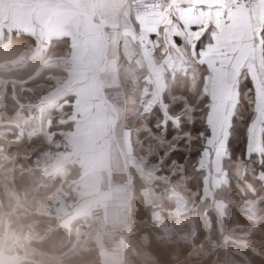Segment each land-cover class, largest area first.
I'll return each mask as SVG.
<instances>
[{
	"label": "rangeland",
	"instance_id": "obj_1",
	"mask_svg": "<svg viewBox=\"0 0 264 264\" xmlns=\"http://www.w3.org/2000/svg\"><path fill=\"white\" fill-rule=\"evenodd\" d=\"M18 34L17 29L0 24V45L2 42V46L8 48L13 43L5 52L6 56L3 52L0 55V70L10 73L8 78L0 76V264H26L35 259L36 255L39 259L62 264L64 257L68 256L66 250L62 253L44 254L35 247L33 242L40 236L35 228V215L40 211L57 214L59 218H56L63 224L65 221L61 220L67 218L70 204L57 203L58 198L65 197V194L71 200L79 198L74 195L76 192L73 195L66 193L62 187L59 194L53 192L50 197L39 196L37 191H40V182L36 183V179L39 174H45L34 169V165L37 161L47 163L52 156L57 162L55 164L65 165L76 154H72L75 150L70 137L66 138L70 130L58 131L56 137L55 133L49 131L53 120L59 124L71 116L65 110V99H58L63 96H56L52 103L46 102L50 99L48 92L55 90L60 81L58 76L53 75L51 84L29 85L27 80H18L12 72L29 64L32 57L39 54L44 60L37 73L48 66H59L64 70V65L49 61L50 56L59 54L47 55L48 47L42 50L37 47L10 57L15 54L12 50L16 47L14 39ZM231 96H227L225 102ZM232 98L230 109H225L224 105L225 108L221 111L210 113V132L201 129L196 133L185 131L166 137L163 135L166 123L155 125L156 128L152 131L139 117L140 112L134 113V129L131 132V128H127L129 132L126 131V142L124 140L122 145L119 143L124 154L116 162L113 160L110 182L114 170L125 164L130 167L133 164L148 181L150 186L147 187V194L153 193V202L159 203L173 217L168 221V227L157 229L150 226L148 233L136 231L138 234L131 236L130 228L123 248L110 246L111 238L107 236L94 241L99 254L91 257L85 264H264V181L259 179L260 183L251 182L242 186L240 178L245 170L251 171L256 158L250 156L244 160L240 154L231 158L228 153L227 141L235 111L232 103L239 101L238 95ZM175 100L177 99L172 101ZM163 111L164 117H167V112ZM192 112L193 107L190 106L181 111L189 122L196 118ZM169 120L175 124L180 122L177 115H171ZM120 130L123 132L124 128L114 127L113 135L118 136ZM143 131L146 134L140 137ZM37 134L45 139L44 144L31 143ZM184 134L186 138L181 140ZM249 138L247 154L252 151L262 154V143H257L255 135ZM178 146H186L192 152L186 162L178 164L172 160L167 165L160 164L169 150ZM198 148L200 154H196ZM159 149L164 152L156 157L154 153ZM146 151L149 154L145 155ZM35 154L37 155L34 156ZM23 157L28 159L27 170L36 174V178L32 174L22 177L25 189L21 190V183L17 180L20 174L18 169H23L20 164V158ZM53 175L54 173L47 174L43 179ZM155 180L162 182L166 188L165 195L151 191ZM190 182L195 184L192 186ZM105 199L94 200L88 208L90 212L103 204ZM94 203L96 204L93 205ZM210 212L214 214L215 222H212ZM164 214L161 221L151 222L162 225ZM86 216L83 215L77 222L79 240L83 239ZM67 237H63V241L68 240Z\"/></svg>",
	"mask_w": 264,
	"mask_h": 264
},
{
	"label": "crops",
	"instance_id": "obj_2",
	"mask_svg": "<svg viewBox=\"0 0 264 264\" xmlns=\"http://www.w3.org/2000/svg\"><path fill=\"white\" fill-rule=\"evenodd\" d=\"M126 1L0 0V24L32 35L38 50L49 48L55 42L61 48L50 52L59 55L50 56L49 61L63 64L65 72L54 76H58L60 81L55 90L48 92L50 99L46 102L52 103L56 96L61 95L63 97L58 99L63 98L72 105L69 119L73 121V128L66 138L70 137L75 150L72 154H76L69 161L76 160L81 169L77 177L69 179L72 188L64 191L69 194L76 192L74 195L79 200H71L66 194L57 200V203L70 204L67 218L61 220L65 221L62 225L68 228L90 212L88 208L93 202L110 196V167L114 165L113 160L116 162L124 154L121 145L126 139V131L129 132L127 128L133 122L130 120H136L134 113L140 112V116L151 111L154 105H159L162 110L167 108L162 94L167 86L168 73H191L194 77L197 64L207 65L203 92L210 98L209 127L210 113L221 111L225 106V109H230L232 96L238 95L239 98L240 78H250L255 95V115L248 126L247 146L249 137L253 135L257 143H262L264 50L248 39H241L244 32L260 26L259 19L252 25L234 22L225 26L220 21L215 43L197 58L193 50L186 45L177 47L171 39L176 31L187 33V25L195 22L189 9L180 8V0H171L165 10H148L144 14L129 10ZM177 15L183 20L184 28L177 27L179 20L170 22V16ZM259 15L258 11L257 17ZM197 16L200 21L207 22L206 13L198 10ZM212 18L219 21L215 11ZM160 26L165 27L163 31L161 29L160 36L150 39L148 34ZM62 39L66 40L67 49H63V43L58 41ZM230 95L228 103L225 102ZM68 96H73L72 101H68ZM237 102L232 103L233 109ZM118 126L124 128L123 132L120 130L123 137L120 132L118 136L112 133ZM66 164L58 170L43 173L65 175ZM60 190L58 188L54 192L59 194ZM52 193L46 196L50 197ZM51 215L59 218L57 214ZM77 226L72 236L75 251L85 247L83 239L78 238Z\"/></svg>",
	"mask_w": 264,
	"mask_h": 264
},
{
	"label": "trees",
	"instance_id": "obj_3",
	"mask_svg": "<svg viewBox=\"0 0 264 264\" xmlns=\"http://www.w3.org/2000/svg\"><path fill=\"white\" fill-rule=\"evenodd\" d=\"M18 33L19 34L17 35L16 39H14L16 42V47L12 50L15 54L10 55V57L12 58L16 55L19 56L20 54L25 53V51L34 49L36 45V40L32 35L21 31H18ZM62 40L58 41H61L63 43V49H67L68 46H66L67 44H65L67 43L66 40ZM11 44L13 43H10V45ZM10 45H8V48H10ZM6 47L2 46L1 42L0 55L2 52V54H5V56L7 55L5 52H7L8 48ZM59 47L60 46L57 43L52 44L47 50V55L50 54L52 50L61 49ZM32 59L31 61H29V64L16 69L15 72L13 71V76L16 77L18 80H27L29 85H36L40 83L51 84L53 83V75H61L65 72L59 66H48L41 72L37 73V70L41 66L44 59L41 57V54H39L38 56H33ZM207 71V66H204V64H197L196 75L194 77L190 75L191 73H168V77L166 80L167 86L162 94L163 102L167 104V108L165 109V111L167 112V117H164V111L159 105H154L151 111L143 112L142 114H140L139 117L147 123V127L150 128V130L152 131L155 130V125L160 126L166 123L164 125L165 131L163 132V135L166 137H171L174 133H180L185 131H189V133H196L200 132L201 129H207L209 130L208 132H210V127L207 123V113L209 109L210 98L208 94H205L203 92L204 75ZM0 76L3 78H8L10 76V73L0 70ZM68 98H70L69 101H72L73 96H68ZM173 99L177 100L173 102ZM254 102L255 95L251 79L248 77H241L239 101L237 102V105L234 109L235 111L232 114V125L227 145L228 153H230L231 158L236 157L239 154L240 157L244 160L248 159L250 156H255L256 158V161L252 163L253 167L251 171L245 170V174H243V176L240 178L242 186L251 182L255 184L260 183L259 179L256 178L257 173L261 171V165L258 163V160L264 159V151L262 154H258L257 152L247 154L246 147L248 142V126L255 115ZM189 106L193 107L192 113L193 115H196V118L192 122H189L186 116H184L185 114L181 113L183 108ZM65 110L69 111V114H71V103L65 104ZM171 115L179 116L180 122L178 124H175L174 122L169 120ZM130 121L134 122L135 120ZM72 128L73 121L70 119H67L59 124H57L53 120V124L50 125L49 131L55 133L54 136L56 137V133H58V131L66 132L71 130ZM129 128H131V131L132 129H134L131 123ZM234 129H236V131H234ZM144 133L146 134V132L144 131L141 132V135L139 136L141 137ZM185 138L186 134L183 135L181 140H184ZM44 140L45 139H41L39 134H37L35 138H33V140L31 141V143L34 145L40 143L44 144ZM192 142H194V140ZM12 146H15V144H13ZM262 147L264 149V130L262 132ZM173 149H175V151H173ZM163 152L164 151L162 149H159V151L154 154L156 157H158L159 154ZM147 153L148 151H146L144 154L146 155ZM191 153V151L187 150L186 146L173 147L165 155L164 161L160 162V164L165 163V165H167L172 160H175L178 164H184L187 158L191 155ZM196 154H200L199 148L198 150H196ZM36 155L37 154H35L34 156ZM27 160V157L20 158V162L23 165L21 167L24 169L20 170V174L18 176L17 181H19V184L21 183V190L25 189L23 180L21 178H25L26 174H28L29 176L32 174L31 170H27L29 168V164H26ZM80 169L81 168L79 163L76 160H72L69 161L65 166V175L58 173L56 175H53L52 177L49 176L43 179L44 176L39 174L36 179V183L40 182V191H37L38 195L46 196L51 192H54L58 188L61 189V187L64 190H70L72 188V185L70 184L69 179H74L75 177H77L80 173ZM130 169L134 176L133 196L131 198V236H135V233L138 234L137 232L148 233L150 226L155 227L157 229H162L163 226L168 227L169 225L167 223L173 217V215L169 214L168 212H165L164 214V222L162 223V225L151 222L150 206L151 202H153V193L151 192L152 194H147L146 192L147 187H149L150 185L148 181H146L145 176L138 172L133 164H131ZM35 175L36 174L33 173L31 176L36 178ZM190 184L193 186L195 183L192 184L190 182ZM165 189L166 188L164 187L161 181L155 180L153 182V189H151V191L165 195ZM21 193L24 192L21 191ZM244 196H246V194H244ZM166 201L169 202L170 200ZM210 218L212 222L216 221L214 214H212L211 212ZM35 219L37 220L35 228L38 230V232H40V236L38 239H35L33 243L38 249V251H40L41 253H62L66 250V254L68 256L64 257L62 264H85L91 257H94L99 254L95 242L86 244L85 247L79 251L72 250L73 248H75V245L73 244L75 239H73L72 236L74 235L73 232L75 226H77V222H73L68 228L65 225H62L54 215L45 213L42 214L39 212L35 215ZM63 237L65 239L67 237L68 240L63 241ZM57 244H60V246H58ZM71 251H73L74 253L72 252V255H69ZM35 259H38L39 262L36 263L33 260H29L28 262H26V264H60L57 262H53L52 260L39 259L37 255L35 256Z\"/></svg>",
	"mask_w": 264,
	"mask_h": 264
},
{
	"label": "built area",
	"instance_id": "obj_4",
	"mask_svg": "<svg viewBox=\"0 0 264 264\" xmlns=\"http://www.w3.org/2000/svg\"><path fill=\"white\" fill-rule=\"evenodd\" d=\"M158 2H163V10H165L169 7L171 0H127L126 6L137 14H144L148 10L161 11V8L153 7ZM55 162L56 160L52 156L47 163L37 161L34 169L39 172L60 169L61 165H57ZM112 174L110 196L104 200L103 204L93 208L85 217L82 231L84 246L107 236L109 239L111 238L110 246L123 248L129 236L134 176L129 164L114 170ZM150 207V220L161 221L166 210L156 202H152Z\"/></svg>",
	"mask_w": 264,
	"mask_h": 264
},
{
	"label": "snow or ice",
	"instance_id": "obj_5",
	"mask_svg": "<svg viewBox=\"0 0 264 264\" xmlns=\"http://www.w3.org/2000/svg\"><path fill=\"white\" fill-rule=\"evenodd\" d=\"M153 7L163 10V2H158ZM180 8L189 9L195 22L187 25V33L174 32L171 37L172 42L177 47L186 45L197 54V58L215 43L221 27L220 21L225 26H231L234 22H240L242 25H252L259 19L260 26L244 32L241 39H248L253 45H258L261 50H264V0H211V2L209 0H180ZM198 10L207 14L206 23L199 20ZM213 11L217 13L219 21L213 20ZM258 11L260 13L259 17H257ZM177 20H179L177 27L184 28V22L179 19L178 15L175 17L170 16L171 23H175ZM162 28L163 26H160L157 31L150 32L148 34L149 38L159 37ZM258 163L261 165V171L257 173L256 178L264 181V159H259Z\"/></svg>",
	"mask_w": 264,
	"mask_h": 264
}]
</instances>
